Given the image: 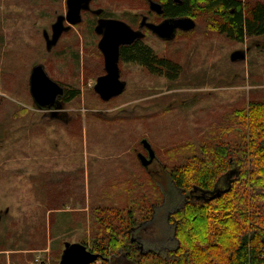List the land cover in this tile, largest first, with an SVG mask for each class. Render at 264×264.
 Returning <instances> with one entry per match:
<instances>
[{
	"label": "rangeland",
	"instance_id": "rangeland-1",
	"mask_svg": "<svg viewBox=\"0 0 264 264\" xmlns=\"http://www.w3.org/2000/svg\"><path fill=\"white\" fill-rule=\"evenodd\" d=\"M239 1L246 13L264 2ZM211 3L195 0L185 13L194 20L193 29L177 30L169 40L148 34L139 42L156 58L176 63V79L165 77V69L150 73L137 61L122 60L125 88L104 101L93 89L104 69L90 12H82L81 21L47 49L42 33H51L66 0H0V264H58L65 241L90 250L103 244L107 254L91 264H134V255L125 254L127 245L114 249L113 239L124 240L123 232L135 224L160 242L157 248L164 254L175 245L172 210L190 198L192 186L204 181L213 186L229 169L232 152L248 148L264 154V141L253 144L264 139V34L243 42L230 39L218 30L225 21L223 8ZM90 7L128 19L146 10L144 0H93ZM236 50L245 52L244 59H230ZM36 64L64 89L78 91L69 101L59 98L55 117L31 98L29 75ZM142 138L157 157L150 173L137 158V153L146 155ZM220 146L230 153L222 160L214 153ZM240 171L223 199L204 203L202 215L214 219L195 253L182 236L184 221L179 223L176 236L183 250L174 259L180 254L183 259L170 264L219 263L216 253H207L218 252L223 238L226 254L235 249L244 229L240 218L252 215L250 203L248 211L236 201L230 214L221 208L243 193H257L262 198L254 199L264 205L260 177L252 178L259 170L242 166ZM169 174L182 177L179 189ZM170 198L179 199L168 205ZM202 204L189 200L185 209ZM227 221L241 232L225 228Z\"/></svg>",
	"mask_w": 264,
	"mask_h": 264
},
{
	"label": "trees",
	"instance_id": "trees-1",
	"mask_svg": "<svg viewBox=\"0 0 264 264\" xmlns=\"http://www.w3.org/2000/svg\"><path fill=\"white\" fill-rule=\"evenodd\" d=\"M195 2V0H182L181 4H176L170 2L168 4L167 12L170 15H181L188 12L191 8V5ZM211 7L212 6H221L223 8V11H221L225 16V21L222 24H218V30L225 33L227 37L230 39L236 40L238 42H243L245 37L249 36H255V35H262L264 34V2H257L253 6H251L247 13L241 6V2L239 0H211ZM121 57L124 61H137L143 66L146 67V69L150 73H161L162 69H165V77H167L169 80H174L179 74V66L174 63L171 60L166 59H158L153 54L152 50L139 42L132 43L130 45L122 46L121 48ZM78 91L76 90H69L65 89V93L63 96V100L69 101L73 99ZM264 139H261L260 141L253 140V144L260 143L261 146L263 145ZM214 153L216 157H220V159H224L226 155H230V153L227 151L225 147H217L214 149ZM242 157H239V156ZM230 158V157H228ZM214 160V159H212ZM215 161V160H214ZM259 161H261L259 163ZM227 166V163H225ZM228 170H226L223 174L218 176L217 180L213 184V186L207 185L206 181H204V185H193L192 189L189 190V196L190 198L186 197V201L184 200L182 204L177 205L170 215L171 221L173 222V228L171 230L173 242H175V245L172 246V248L166 249V251L163 253H160L157 247H160V242L154 243L151 241V237L148 233H146V228L142 229V241L146 242L150 247L152 248H137L135 243L133 242L131 238V232L133 229L140 228V225L135 224L134 226H131L128 231L123 232V239L125 240H119V239H113L116 240L114 245V249L118 247H124L127 245V252L126 255H134V264H170V261H182L183 257L180 254V258L174 257L180 253L182 249V244L179 240H177V232L179 223L184 221V233H182L186 240H188V243L190 244V250H192V253H195L197 248L196 245H200L205 243L207 235V231L204 229L205 226L208 223H211V221L214 218H210L211 214H204L202 211V208H205L204 203H211L215 200H220L223 198V195L229 193L232 188V184L235 182V180L239 177L241 174L240 168L242 166L249 167L252 172H256L259 170L258 174H256L254 177H260V189H261V195H263L264 198V154L260 155L258 150H249L246 148V152H243L241 154L240 150L232 152V157L228 160ZM146 170V169H145ZM148 173V169L146 170ZM171 181L173 185L175 186V189H179L182 186V177L179 175H173L169 174ZM202 179V178H201ZM208 179L210 177L208 176ZM225 181L226 184L223 182ZM223 182L224 188L219 187V184ZM219 192V195H215V193ZM170 193V192H169ZM172 193V192H171ZM173 194V193H172ZM214 197H210V196ZM258 194L252 195L250 193H243V198H230L227 202L224 204L221 209L223 211L227 210V212L230 214L233 210L229 209L230 204L232 202H237L239 204L242 203L243 207L242 210L248 211L247 203H250V215H246L243 213V216L240 218L242 221V224L244 225V229L239 226H234L233 222L228 223L230 221H227L225 224V228H229L236 231V229H239L238 231L241 232L242 228V234L239 235V243L236 245L235 249L232 250L231 254H226L223 251V246L226 243V238H223L221 241V248L218 249V252L215 251H208L207 256L209 257L211 254L216 253L219 256V263L216 262V264L220 263H230V264H264V205H261L260 202L256 201L254 199ZM257 198H262V196H257ZM179 198H170L167 201L168 205H172L174 203H177ZM189 200L201 202L203 203L200 207H192L186 208L185 205L189 203ZM165 201V202H166ZM205 212V211H204ZM181 213V217L179 221L175 220V216L179 215ZM194 213H196V217H193ZM216 214V213H214ZM219 215V214H217ZM219 217V216H218ZM234 216H231L233 218ZM235 220V218H233ZM223 222L225 219H221ZM195 224H192V223ZM217 222V221H215ZM247 222H249V226H247ZM252 227L250 229H246L247 227ZM139 227V228H138ZM183 230V229H182ZM181 233V231H180ZM235 234V232H234ZM169 236V235H168ZM232 236V235H231ZM129 237V239H128ZM163 241H166L165 238ZM127 242V244H126ZM122 243V244H121ZM162 243V242H161ZM172 243L171 241H167V244ZM118 244V245H117ZM173 244V243H172ZM99 248H94V250H91L92 252L98 254V259L101 254L106 255L107 251L104 250L103 244H99ZM134 245V246H133ZM88 248V247H87ZM89 249V248H88ZM262 249V250H260ZM90 250V249H89ZM177 252V254L174 256V253ZM147 258H149L147 260ZM96 259V260H98ZM214 261V259H211ZM210 260V261H211ZM205 264H208V262H204Z\"/></svg>",
	"mask_w": 264,
	"mask_h": 264
},
{
	"label": "water",
	"instance_id": "water-1",
	"mask_svg": "<svg viewBox=\"0 0 264 264\" xmlns=\"http://www.w3.org/2000/svg\"><path fill=\"white\" fill-rule=\"evenodd\" d=\"M90 0H67L68 10L65 16H58L52 25L53 34L51 39L46 40V47L50 49L54 45L62 32L67 27L62 26V20L66 18L69 22L75 23L80 21L81 8H87ZM152 4L160 6L151 1ZM100 22V20H99ZM106 26V33L99 43L100 48L104 51L106 73L97 77L94 91L100 99L108 101L110 98L121 94L125 88V81L120 80L118 59L121 44H130L135 37H142L139 31H134L126 23L118 20L103 21ZM157 27L167 29L166 34L161 35L166 39H172L175 36L176 29L184 31L191 30L195 27V22L191 17L171 18L160 23ZM245 52L236 50L230 55L232 61L244 59ZM29 92L36 107L42 110H50V116L55 117L59 108L58 96L64 94L62 86L52 80L44 70L42 64H36L32 67L29 75ZM140 143L146 153H137V158L144 169H148L150 163L157 159L155 150L146 138H142ZM219 195V192L215 193ZM214 195V196H215ZM210 196L211 198L214 197ZM98 254L92 252L86 245L80 242L65 241L60 254L58 264H91L96 261ZM39 264H46L40 262Z\"/></svg>",
	"mask_w": 264,
	"mask_h": 264
},
{
	"label": "flooded vegetation",
	"instance_id": "flooded-vegetation-1",
	"mask_svg": "<svg viewBox=\"0 0 264 264\" xmlns=\"http://www.w3.org/2000/svg\"><path fill=\"white\" fill-rule=\"evenodd\" d=\"M92 1L93 0H90L88 2V7L87 8H81V10H80V17L82 19L81 14H82V12H86V11L90 12L94 16V19L93 20H95V23H94V26L92 28H93V32L95 33V35L96 36H99L98 37L99 39H98L96 45H97V48L99 49V52H100L101 56L103 57L104 74L106 73V68H105V63H104V61H105L104 51L99 46L100 41L102 40V38L104 37V35L106 33V26H105V24H103V21H106V20L108 21L110 19L118 20V21H121V22L126 23L128 26L131 27L132 30L141 32L143 34V36L140 37V38L135 37L134 40L132 41V43H135V42L137 43V42H141L148 34H151V35H153L156 38H159L161 40H169V39H166V38H164V37L161 36L163 34H166L167 29L157 27V25L160 24V23H164V21L169 20L171 18L190 17V16L185 15V14H181V15H170L167 12V8L166 7L168 6V4L170 2L176 3V4H181L182 3V0H144V4L146 6V10L144 12H140V14H137V13L134 14V13H132L133 15H132V17L130 19L125 18V17H117V16H114V15H108V14L105 13V10H104L103 7H98L96 9H92L90 7ZM151 1L159 4L160 6H156V5L152 4ZM67 10H68V7H67V0H66V9H65V12L63 14H59L58 16H65ZM137 16H139V18L137 20H135ZM57 17H56V19H57ZM56 19H55V21H56ZM81 19H80V21H81ZM99 20H100V22H99ZM80 21L75 22V23H71L66 18H64L62 20V26L63 27H67L66 30H68L70 26L76 25ZM53 23L51 24V27H50V31H51L50 34H48V32L46 30H44L43 33H42L43 34V38L45 40V45H46V40L51 39V37H52V34H53L52 25H53ZM66 30H62V32L60 33L59 37ZM177 30H181V29L177 28L176 31ZM59 37H58V39H59ZM58 39H57V41H58ZM132 43H130V44H132ZM130 44H121L120 45L119 59H118V62H117L118 64H119V61H122L123 60L122 57H121V48H122V46L130 45ZM118 67H119V65H118ZM119 71H120V69H119ZM119 78H120V80H123V79H121L120 75H119ZM96 79H95L94 85L96 84ZM123 81H125V80H123ZM55 82H57V81H55ZM125 84H126V82H125ZM59 85L62 86L61 84H59ZM62 88H63L64 93H65V89H64L63 86H62ZM93 89H94V86H93ZM63 96H64V94L62 96H58V100H59L60 97H63ZM58 105H60L59 106V108H60L61 107V101L60 100H59ZM151 164H153V162L150 163V165ZM141 231H142L141 228H139V229L135 228V229L132 230V232H131V238H132L133 242L135 243V245L137 246V248H141V249H143L144 247L145 248H152L146 242L142 241L143 235H142Z\"/></svg>",
	"mask_w": 264,
	"mask_h": 264
}]
</instances>
